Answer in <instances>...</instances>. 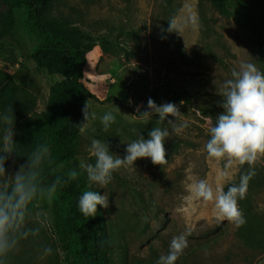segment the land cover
Wrapping results in <instances>:
<instances>
[{
  "label": "rangeland",
  "instance_id": "rangeland-1",
  "mask_svg": "<svg viewBox=\"0 0 264 264\" xmlns=\"http://www.w3.org/2000/svg\"><path fill=\"white\" fill-rule=\"evenodd\" d=\"M240 1L264 22V0ZM14 16L15 37H6L0 46V82L10 75L31 94L34 110L43 112L50 87L62 76L40 70L31 58L42 37L26 7L15 8ZM51 17L80 26L98 43L87 54L83 79L97 97L88 101L95 119L73 142L75 156L57 171L76 169L86 191L108 197L109 207L98 208L96 217L108 231L112 264H157L181 234L188 246L175 264H264V158L254 167L245 198L238 200L246 221L242 226L217 219L213 204L194 195L200 180L214 192H226L249 171L247 164L234 166L223 177V162L210 160L205 150L209 129L223 111L219 93L232 70L250 62L264 72V59L244 19L215 0H59ZM169 21L181 36L162 31ZM174 36L184 57L174 47ZM105 39L110 41L107 51L100 44ZM149 98L176 104L182 113L176 121L183 126L179 132L154 115L137 113V106L147 110ZM210 108L213 115L206 111ZM107 112L116 121L105 131L100 118ZM153 127L169 130L163 164L138 159L114 172L107 186L89 185L79 165L95 163L89 150L93 139L107 142L114 157L123 158L127 144L140 135L147 138ZM18 165L10 158L6 171L15 172ZM67 212L57 193L50 203L37 204L28 226L39 221V235L21 241L9 264H82L75 238L65 230ZM49 247L51 254H45Z\"/></svg>",
  "mask_w": 264,
  "mask_h": 264
},
{
  "label": "clouds",
  "instance_id": "clouds-1",
  "mask_svg": "<svg viewBox=\"0 0 264 264\" xmlns=\"http://www.w3.org/2000/svg\"><path fill=\"white\" fill-rule=\"evenodd\" d=\"M169 27L162 29L166 32H176L180 35L174 21L168 22ZM181 36V35H180ZM231 79L223 83L219 96L222 100L219 107L223 109L216 117L215 125L209 129L210 139L205 145L207 157L216 162H223L220 175L228 176V170L234 166L247 164L249 171L242 175L238 185L233 184L225 192L223 188L215 192L205 180H200L194 188V195L202 198L206 203H212L216 218L235 223L238 227L246 221L238 206V200L245 198L248 182L255 174L256 163L264 158V72L253 63L242 62L239 69H233ZM137 113L148 118L156 116L159 121H167L172 130L179 132L183 126H177L176 121L182 115L176 104L168 102L157 105L151 98L147 101V110ZM84 122L79 124L80 131L95 114H90L88 103L82 109ZM172 117L173 119H169ZM105 131L115 123L116 117L107 112L101 118ZM15 117L12 108L0 112V264H9L21 241L39 235L43 226L37 221V226L29 227L36 205L44 201L49 203L59 187L80 175L76 169H70L65 177L57 176L51 183L45 181V172L52 166L53 159L47 143L37 144L33 150L22 156L16 148ZM169 136L168 129L153 127L147 138L140 137L127 144L126 155L121 158L109 149V144L93 139L90 153L95 163L81 162L79 168L86 173L89 185L107 186L113 173L122 167L135 165L138 159L150 158L154 165L165 162V138ZM13 153L26 157L24 163L19 164L15 172L6 171L5 165ZM98 206L107 209L109 199L96 191H84L78 200V210L84 217L94 218ZM41 215H46L41 210ZM188 246L187 238L181 234L172 238L167 255L159 257L157 264H175ZM51 248L45 249V254H51Z\"/></svg>",
  "mask_w": 264,
  "mask_h": 264
},
{
  "label": "trees",
  "instance_id": "trees-1",
  "mask_svg": "<svg viewBox=\"0 0 264 264\" xmlns=\"http://www.w3.org/2000/svg\"><path fill=\"white\" fill-rule=\"evenodd\" d=\"M59 0H0V46L6 37H15L14 10L25 6L28 17L36 26L42 39L31 58L37 67L51 75H61L49 90L46 110L36 112L31 94L4 74L0 82V112L12 108L15 117L16 148L24 156L40 143H47L53 164L45 172V181L51 183L65 174L57 167L75 156L73 142L80 134L84 122L82 109L90 98H97L85 85L84 68L87 54L96 46L95 37L71 22L51 17L53 5ZM225 9L230 7L247 24L249 35L264 59V22L255 20L251 8L240 0H215ZM101 46L108 50L110 41ZM174 47L181 57L185 56L180 38L174 36ZM161 103L159 99L155 102ZM89 112L92 114L88 104ZM210 115L214 109L206 110ZM91 120V119H90ZM15 163L22 164L26 157L13 153ZM86 191L81 178L69 181L57 190V195L68 207L63 219L66 232L74 236L82 264H112L110 238L104 224L97 217H84L78 210L79 197ZM98 208H102L98 206Z\"/></svg>",
  "mask_w": 264,
  "mask_h": 264
}]
</instances>
